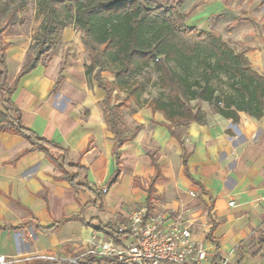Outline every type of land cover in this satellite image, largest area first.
Segmentation results:
<instances>
[{"label":"crops","instance_id":"obj_1","mask_svg":"<svg viewBox=\"0 0 264 264\" xmlns=\"http://www.w3.org/2000/svg\"><path fill=\"white\" fill-rule=\"evenodd\" d=\"M185 1L181 8L187 6ZM199 1L204 3L185 24L225 43L215 29L228 27V38L241 46L233 49L263 75L264 44L257 37L258 26L236 10L243 0ZM210 25L214 27L207 31ZM64 31L72 40L67 46L74 64L63 61L54 72L42 63L18 81L8 102L0 96L4 116L0 126L19 120L53 144L39 148L8 130L0 131V255L7 259L47 255L58 260L16 264H72L75 258L83 264L89 240L123 243L113 233L133 207L146 206L147 190L153 185L150 214L181 213L194 239L230 254L231 264H264V115L255 120L240 113L233 123L202 103L205 122L173 127L172 135L163 114L147 103L132 116L142 129L121 148V175L108 188L115 165L113 135L102 107L104 93L94 82L95 86L87 83L78 59L85 53L82 41L70 29ZM4 41L9 44L11 88L28 46L22 49L19 41ZM8 60L14 67L12 82ZM70 164L84 170L71 169ZM65 174L78 176L69 182L62 178ZM93 264L116 263L98 259Z\"/></svg>","mask_w":264,"mask_h":264},{"label":"trees","instance_id":"obj_2","mask_svg":"<svg viewBox=\"0 0 264 264\" xmlns=\"http://www.w3.org/2000/svg\"><path fill=\"white\" fill-rule=\"evenodd\" d=\"M261 1L264 4V0ZM33 2L41 23L14 85L8 88L6 50L9 44L3 36L10 27L25 21L21 12L26 10L27 0H0V96L9 101L18 81L55 50L65 28L72 26L82 32V45L88 57L84 66L85 78L89 85L94 82L104 93V117L113 135L111 152L115 167L106 184L108 188L121 175V148L133 142L142 129L141 125H136L129 135H124L120 129L118 109L134 110V105L140 107L142 96L153 77L155 82L152 84L155 83L160 94L148 105L153 111L163 114L172 135H175L173 127L205 122L204 112L191 107V102L206 103L233 123L239 120L240 113L255 120L264 115V74L253 71L244 54L236 52L221 38L185 24L203 1L194 3L187 13L178 11L184 0H162L160 3L156 0ZM107 71L115 77L113 84L102 77V73ZM115 89L126 94V98L117 105L113 102ZM0 117L3 121L4 116L1 114ZM2 130L30 141L35 147L53 145L23 127L19 120L1 125ZM151 163L157 170L154 160ZM69 167L84 170L79 165L70 164ZM78 174L73 178L65 174L62 178L72 182L71 179ZM102 193L98 192L99 197ZM153 193L154 187L150 185L146 214L151 212ZM113 235L117 238L121 234L115 231ZM95 261L98 259L88 257L83 264ZM211 264H218V257H214Z\"/></svg>","mask_w":264,"mask_h":264},{"label":"built area","instance_id":"obj_3","mask_svg":"<svg viewBox=\"0 0 264 264\" xmlns=\"http://www.w3.org/2000/svg\"><path fill=\"white\" fill-rule=\"evenodd\" d=\"M106 189L103 193H106ZM231 201L229 206H233ZM122 244L112 240L96 242L89 240L90 248L83 254L113 261L116 264H202L209 258L218 257V264H228V257L220 254L216 248L205 247L194 239L191 226L183 221L182 214L171 212L146 214L142 208L134 212L126 224L120 225ZM79 258L70 260L72 264H81ZM58 261L54 256L38 255L24 258L7 259L0 255V264H16L21 261Z\"/></svg>","mask_w":264,"mask_h":264},{"label":"rangeland","instance_id":"obj_4","mask_svg":"<svg viewBox=\"0 0 264 264\" xmlns=\"http://www.w3.org/2000/svg\"><path fill=\"white\" fill-rule=\"evenodd\" d=\"M158 3H160L162 0H156ZM199 1V0H186L185 4L187 6H185L184 8H179L178 11L179 12H186L189 7L190 4ZM237 11L239 14H242L243 17H249V19H253L254 21L251 23L253 25L258 26V39L260 42H262V44H264V5L261 4V2L259 0H243L242 2L239 3V6L236 7ZM21 16H23L25 18V21L21 24H16L14 26H12L10 28V30L8 32H6L4 34V39L5 40H9L11 43H17V41L20 42L17 43L19 45H21L22 49H26V47L29 46L32 42L33 36L34 34L38 31L39 29V25L41 23V17H38L36 15V5L33 2V0H27V6H26V10L24 12H21ZM214 26L210 25L209 28H207V31H211L212 28ZM66 29H70L71 30V34L74 35V38H77L78 41H82V32H78L77 30H74L75 28H72V26L67 27ZM219 28H216L215 31L217 33H221V35L223 36V39H225L228 43V45H230L232 48H234L235 50L239 47L241 48V46L239 45L238 42L233 41L231 38H228V30L229 28H222L221 30H218ZM65 31L62 32L61 37L59 39L58 45L55 48V50L53 52H51L50 54H48L45 57V60L43 61V64L46 66V68L48 67L51 71L56 72L58 70V68L61 67L63 61H65L68 64H71L73 61H71L72 55L69 54L68 52L70 51V47L67 46L68 43H71V37L70 36H65ZM68 31L66 30V33ZM64 33V34H63ZM73 39V38H72ZM263 46V45H262ZM28 49L26 50V54H25V58L26 55L28 53ZM71 52V51H70ZM77 55H74L73 58H76ZM24 58V60H25ZM70 58V59H69ZM78 59H82L80 64L84 69V66L86 63H88V57H87V53L85 52L83 54L82 57L78 58ZM77 59H74V62ZM74 64V63H72ZM8 69H9V80L8 82H12L13 81V74H14V67H13V63L11 62V60H8ZM102 77L107 79L110 83H114V75H112L109 71L107 72H103L102 73ZM152 82H155V78H152ZM152 82L147 86L145 93L142 96V105L140 107H137L134 105V110H127V109H118L119 113H120V129L122 131V133L124 135H129L132 131V129L136 126L135 121L132 120V116L137 113L138 110H140L141 108L145 107V105H147V103L151 100L154 99L156 97L159 96L160 94V90L157 88V86H155ZM93 85L95 86V84L93 83ZM89 87V85H87ZM113 96H114V104H118L121 100H123V98H126V94L122 91H118V90H114L113 91ZM5 96H1V98L3 99ZM203 102H191L190 105L191 107H201ZM208 105H204V107H206ZM200 109V108H199ZM201 110V109H200ZM203 111V110H202ZM125 172L128 173V170L125 169ZM192 197V196H191ZM145 208L144 206H136L133 207L130 211L129 217L128 219L123 222V224H126L129 220V218L131 217V215L136 212L139 211L140 209ZM122 225V224H121ZM120 226V225H119ZM192 230V228H191ZM226 257H228V264L230 263V258L231 255H225ZM72 260V259H71ZM250 264V263H248Z\"/></svg>","mask_w":264,"mask_h":264}]
</instances>
